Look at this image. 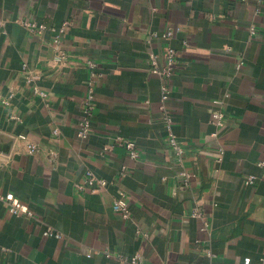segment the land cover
Here are the masks:
<instances>
[{"label":"crops","instance_id":"crops-1","mask_svg":"<svg viewBox=\"0 0 264 264\" xmlns=\"http://www.w3.org/2000/svg\"><path fill=\"white\" fill-rule=\"evenodd\" d=\"M167 46L177 55L162 101L149 56L161 66ZM90 81L94 115L81 137ZM10 91L0 102V190L33 215L0 202V264H120L133 254L144 264H264V0H0V99ZM119 138L135 143L137 159ZM87 170L107 185L78 189ZM118 191L129 219L112 208ZM47 227L61 237L44 236Z\"/></svg>","mask_w":264,"mask_h":264},{"label":"built area","instance_id":"built-area-1","mask_svg":"<svg viewBox=\"0 0 264 264\" xmlns=\"http://www.w3.org/2000/svg\"><path fill=\"white\" fill-rule=\"evenodd\" d=\"M67 22L63 24V26L60 27V29L57 30V35L54 39L55 45L57 46V53L55 55V59L57 61H61L65 58V52L62 50L58 49L59 48V43H60V37L61 35L64 34L65 31V25ZM23 24L31 31H37V32H42L45 29V26L43 24H37L35 22H29V21H24ZM251 32L253 33V28L251 29ZM173 35V30L172 29H167L165 30L162 34L161 37L165 39H169ZM176 55L177 51L171 47L167 46L164 55H163V64L161 66H158L157 64V59L154 54H150L149 56V72L152 74L157 75L160 80H161V100L164 101L168 97L169 90H170V78L174 72L175 64H176ZM90 65H92L91 62H88ZM25 67V66H24ZM26 73V82L29 84H32L35 79H37L36 75H33L30 71H25ZM93 82L90 81L87 91H86V97L83 103V108H82V116L81 119L78 123V135L81 137H86L90 131H91V122L92 118L94 115V87H93ZM32 92L40 96L42 98L47 96V93L43 91L41 88H39L37 85L33 84L32 85ZM14 96L13 91H10L9 95L6 98H1L0 102L4 105H8L10 103V99ZM162 109L164 107L162 106ZM164 121L166 125V130H167V135H168V143L170 148L173 150L175 155L180 158L184 154V149L183 147L178 143L176 140V136L173 132L172 128V119L168 113V111L164 110ZM212 123L216 126L217 129L221 128L224 125V115L220 110H215L212 113ZM57 130H55V133ZM24 138V136H20ZM118 142L122 144L123 146L126 147L128 154L131 158L137 159L138 158V152L135 147V143L129 140H125L122 138H119ZM38 150V147L36 144L29 143L27 145V151L30 154H35ZM223 154L222 148H219V157L217 161L221 160V156ZM258 165L264 166V159L260 160L258 162ZM124 174V171L122 172ZM185 179L189 178V174L186 172L182 171L180 173ZM255 176L249 175L245 179L246 184H253L255 182ZM107 185V181L102 178L96 177L91 171L87 170L84 174L83 180L80 181V183L76 184V187L78 189L82 190H98ZM0 202L3 203L7 211L12 214V215H20L24 214L26 216H32L33 213L32 211L26 207L24 204L21 203V201L14 196L12 192H2L0 190ZM112 208L113 210L118 213L122 218L124 219H129L130 218V210H129V203H128V196L125 194L124 191H118L117 195L113 199L112 202ZM191 217H199L203 219V226L202 230H207L208 229V222L203 218L202 213L198 208H195L191 213ZM187 222V220H184ZM44 236H49V235H54L57 238L61 237V234L51 227L45 228L43 231ZM106 256H111V254L106 251L105 252ZM207 255L209 257H213V254L211 251H207ZM120 264H144L142 259L138 254H133L130 256H123L120 255L118 256ZM262 260L264 261V257H262ZM250 259L246 258L245 259V264H249ZM210 264H217L213 260H211Z\"/></svg>","mask_w":264,"mask_h":264}]
</instances>
